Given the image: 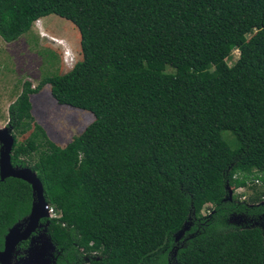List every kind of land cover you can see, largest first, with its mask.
I'll use <instances>...</instances> for the list:
<instances>
[{
  "label": "trees",
  "instance_id": "obj_1",
  "mask_svg": "<svg viewBox=\"0 0 264 264\" xmlns=\"http://www.w3.org/2000/svg\"><path fill=\"white\" fill-rule=\"evenodd\" d=\"M50 14L76 28L81 58L23 81L7 119L11 165L35 173L55 214L40 219L53 264H264V225L227 221L264 217V0H0V37ZM44 85L92 115L63 146L31 114ZM30 203L26 182L0 181V249Z\"/></svg>",
  "mask_w": 264,
  "mask_h": 264
},
{
  "label": "rangeland",
  "instance_id": "obj_2",
  "mask_svg": "<svg viewBox=\"0 0 264 264\" xmlns=\"http://www.w3.org/2000/svg\"><path fill=\"white\" fill-rule=\"evenodd\" d=\"M237 55L238 51L232 50L226 63L232 64ZM80 58L76 28L68 20L53 14L35 20L26 33L12 41L6 42L0 37V126H7V107L20 93L23 81L28 80L31 87H34L43 77L66 72ZM29 102L34 121L41 125L51 141L58 146H63L78 135L92 120V115L85 110L57 104L50 96L48 85L30 94ZM25 136L27 134L17 135L16 140L21 141ZM222 137L230 147L234 146L230 133L222 132ZM228 189L231 195L240 200L245 199L250 192L246 187L228 186ZM209 207L203 206L196 217L204 216ZM227 221L240 227L264 225V217L249 218L232 214ZM45 224L41 223L28 240L27 249L22 252L18 249V253L21 252V264H52L55 250L45 232ZM190 224L189 216L175 233L174 240L180 239ZM88 258L85 257L81 264H89Z\"/></svg>",
  "mask_w": 264,
  "mask_h": 264
},
{
  "label": "water",
  "instance_id": "obj_3",
  "mask_svg": "<svg viewBox=\"0 0 264 264\" xmlns=\"http://www.w3.org/2000/svg\"><path fill=\"white\" fill-rule=\"evenodd\" d=\"M12 144L13 137L10 133L9 125L2 126L0 128V181L7 177H13L26 182L31 189V203L28 214L9 227L3 236L2 248L0 249V264H21L19 258H16L18 243L30 239L40 226V219L48 217L47 203L38 177L27 166H12L10 163ZM226 188L227 195L230 198V190L228 186ZM53 263L54 261L52 260Z\"/></svg>",
  "mask_w": 264,
  "mask_h": 264
},
{
  "label": "built area",
  "instance_id": "obj_4",
  "mask_svg": "<svg viewBox=\"0 0 264 264\" xmlns=\"http://www.w3.org/2000/svg\"><path fill=\"white\" fill-rule=\"evenodd\" d=\"M254 182H255L256 184H258V181H257V180H254ZM238 187H239V188H243V187H245V186H238ZM241 200H243V199H241ZM46 209H47L48 217L55 216V214H54V212L52 211V208H51L50 206H47V205H46Z\"/></svg>",
  "mask_w": 264,
  "mask_h": 264
},
{
  "label": "flooded vegetation",
  "instance_id": "obj_5",
  "mask_svg": "<svg viewBox=\"0 0 264 264\" xmlns=\"http://www.w3.org/2000/svg\"><path fill=\"white\" fill-rule=\"evenodd\" d=\"M4 126H5V125H4ZM7 126H8V122H7ZM0 127H2V126H0ZM40 224H41V222H40ZM45 227H46V224H45ZM37 229H38V228H37ZM37 229L35 230V232L37 231ZM35 232H34V233H35ZM34 233H33L32 235H34ZM28 240H29V239L24 240V241L26 242V247H25L24 249H21V252L24 251V250L27 248ZM20 242H23V241H20ZM20 242H19V243H20ZM19 243H18V244H19ZM16 249L18 250L19 248H16ZM19 250H20V249H19ZM21 252H20V253H21ZM20 253H18V252L16 253V258H17V259L21 256ZM53 261H54V258H53Z\"/></svg>",
  "mask_w": 264,
  "mask_h": 264
}]
</instances>
